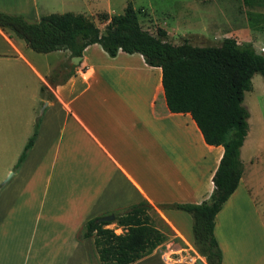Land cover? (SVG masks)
<instances>
[{
    "label": "crops",
    "instance_id": "crops-1",
    "mask_svg": "<svg viewBox=\"0 0 264 264\" xmlns=\"http://www.w3.org/2000/svg\"><path fill=\"white\" fill-rule=\"evenodd\" d=\"M128 2L153 18L135 0H0V12L28 21L67 12L89 19L120 14ZM190 2L194 8L210 4ZM71 58L68 51L35 53L0 29V183L6 178L0 184V264H100L93 239L81 237L84 224L142 201L170 231L176 250L199 257L189 216L156 206L207 200L222 148L204 143L189 114L167 110L160 69L146 66L139 54L118 51L110 58L92 44L77 65ZM59 60L58 68L74 67V74L49 87L46 77ZM41 85L50 100L39 94ZM37 103H45L40 114ZM37 117L33 143L14 169ZM263 217L242 169L214 219L220 264H264ZM166 243L132 264H153L156 251L171 246Z\"/></svg>",
    "mask_w": 264,
    "mask_h": 264
},
{
    "label": "trees",
    "instance_id": "trees-1",
    "mask_svg": "<svg viewBox=\"0 0 264 264\" xmlns=\"http://www.w3.org/2000/svg\"><path fill=\"white\" fill-rule=\"evenodd\" d=\"M241 1L250 6L262 0ZM98 18L106 21L103 30L86 17L69 12L43 15L36 21L0 12V29L10 31L38 54L68 51L70 57H81L87 46L97 44L110 58L118 51L139 54L146 66L160 69L167 110L189 114L204 143L220 146L222 155L211 177L212 191L207 200L156 208L187 214L194 252L204 259V264H220V252L213 236L214 219L242 174L240 148L247 134L248 118L242 106L243 95L249 91L253 75L264 79V57L251 46H240L230 38L222 39L217 46L197 47L185 41L171 44L163 29L156 28L155 35L144 30L129 2L120 14H99ZM64 67L62 64L51 70L46 77L47 86L63 84L74 74V67L70 72ZM47 86L41 85L39 92L50 100L52 95ZM37 123L38 119L14 169L33 143ZM150 211L153 208L142 201L113 215L112 221L90 219L84 224L81 237L93 239L100 264H132L167 240V235L153 224ZM110 224L121 229V233L105 228Z\"/></svg>",
    "mask_w": 264,
    "mask_h": 264
},
{
    "label": "rangeland",
    "instance_id": "rangeland-1",
    "mask_svg": "<svg viewBox=\"0 0 264 264\" xmlns=\"http://www.w3.org/2000/svg\"><path fill=\"white\" fill-rule=\"evenodd\" d=\"M223 1L210 0V4L201 8H194L190 0H135L134 4L149 8L154 13L152 18L147 10L136 8L141 27L152 35H155L157 27L164 28L169 34L168 41L171 44L179 45L185 41L197 47L217 46L222 39L230 38L240 46H251L256 53L264 57V0L259 4L252 3L250 6L243 5L241 0H226L225 4ZM202 3H207V0H202ZM98 15L89 19L103 30L106 21H100ZM61 62L62 60H59L55 64V69ZM45 97L46 94L43 95V98ZM44 105L45 103H42L39 106L37 103L36 108H39V114ZM242 106L247 110L248 118L247 134L240 148V160L244 169V179L251 190L257 211L263 217L264 79L260 75L255 74L251 78L249 91L243 95ZM37 119L38 117L35 121ZM5 180L6 178L0 184H3ZM149 215L153 224L167 235L166 242L171 244L170 247L165 245L156 251L153 264H197L198 261H204L192 251L176 250L174 246L177 242L171 238L170 231L158 220L157 214L150 211ZM105 228L113 229L115 234L121 233L114 224L107 225ZM193 259L196 262H191Z\"/></svg>",
    "mask_w": 264,
    "mask_h": 264
},
{
    "label": "water",
    "instance_id": "water-1",
    "mask_svg": "<svg viewBox=\"0 0 264 264\" xmlns=\"http://www.w3.org/2000/svg\"><path fill=\"white\" fill-rule=\"evenodd\" d=\"M79 61H80V57H73V58L70 59L69 64L74 66V65H77L79 63ZM10 175H11V173L9 174V176ZM100 220L101 221H112L113 220V216L110 215V216H107V217H103V218H100ZM197 264H202V262L198 261Z\"/></svg>",
    "mask_w": 264,
    "mask_h": 264
},
{
    "label": "built area",
    "instance_id": "built-area-1",
    "mask_svg": "<svg viewBox=\"0 0 264 264\" xmlns=\"http://www.w3.org/2000/svg\"><path fill=\"white\" fill-rule=\"evenodd\" d=\"M113 230V229H112ZM191 262H196V260L195 259H193Z\"/></svg>",
    "mask_w": 264,
    "mask_h": 264
}]
</instances>
